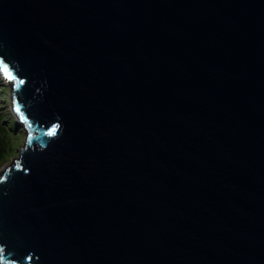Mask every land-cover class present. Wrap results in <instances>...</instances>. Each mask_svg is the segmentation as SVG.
Here are the masks:
<instances>
[{
    "label": "water",
    "instance_id": "obj_1",
    "mask_svg": "<svg viewBox=\"0 0 264 264\" xmlns=\"http://www.w3.org/2000/svg\"><path fill=\"white\" fill-rule=\"evenodd\" d=\"M0 58V264H264V0H0Z\"/></svg>",
    "mask_w": 264,
    "mask_h": 264
},
{
    "label": "rangeland",
    "instance_id": "obj_2",
    "mask_svg": "<svg viewBox=\"0 0 264 264\" xmlns=\"http://www.w3.org/2000/svg\"><path fill=\"white\" fill-rule=\"evenodd\" d=\"M4 81V80H3ZM5 87L8 85L4 81ZM5 90V88H2ZM1 89V100H0V109H2L3 117L0 118V123L4 126H10L12 130H14V134L12 133V136H9V151L7 153L5 161L0 165V172L5 168L6 165L10 164L14 160H16L19 156L20 149L24 146L27 134L25 132V129L23 126H19L16 118L13 115L12 112V106L10 101V93L5 94V92ZM10 89V88H9ZM13 118V119H12ZM13 120L16 121V125L13 124Z\"/></svg>",
    "mask_w": 264,
    "mask_h": 264
},
{
    "label": "trees",
    "instance_id": "obj_3",
    "mask_svg": "<svg viewBox=\"0 0 264 264\" xmlns=\"http://www.w3.org/2000/svg\"><path fill=\"white\" fill-rule=\"evenodd\" d=\"M6 85H4V81L3 79L0 77V100H1V89L4 87L5 90H3L5 92V94H9L10 93V89L9 87H5ZM3 117V112L2 109H0V118ZM13 119V118H12ZM13 124L16 125V121L13 120ZM12 133L14 134V130H12L10 128V126L7 125H3L0 123V165L3 163V161H5L7 153L9 151L8 147H9V136H12Z\"/></svg>",
    "mask_w": 264,
    "mask_h": 264
},
{
    "label": "snow or ice",
    "instance_id": "obj_4",
    "mask_svg": "<svg viewBox=\"0 0 264 264\" xmlns=\"http://www.w3.org/2000/svg\"><path fill=\"white\" fill-rule=\"evenodd\" d=\"M0 66H2L3 68V71H4V74L6 75V77L9 79V80H13L15 79L10 73H9V68L7 66V64L4 62V60L2 58H0ZM20 83L23 84L24 81L23 80H20ZM17 111L19 112V108H17ZM58 127V126H57ZM55 133V127L48 133V135H54ZM4 253V249L2 247H0V261H2L5 256L3 255Z\"/></svg>",
    "mask_w": 264,
    "mask_h": 264
}]
</instances>
